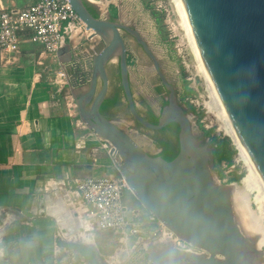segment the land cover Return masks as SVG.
Returning <instances> with one entry per match:
<instances>
[{"label":"water","instance_id":"95a60500","mask_svg":"<svg viewBox=\"0 0 264 264\" xmlns=\"http://www.w3.org/2000/svg\"><path fill=\"white\" fill-rule=\"evenodd\" d=\"M205 78L222 113L264 186V0H177ZM92 38L104 46L91 57L71 55L65 44L57 53L61 70L76 99L80 119L101 141L112 145L110 157L119 175L142 207L180 240L198 252L182 250L174 239H149L143 253L150 264H264L262 234L240 220L236 183L216 175L210 138L194 132L191 113L179 101L176 87L159 68V58L143 32L127 23L95 16L87 3L70 0ZM121 7L117 17L122 18ZM124 32L142 46L169 90L168 103L156 124L138 111L132 92V73ZM118 61L132 124L158 131L177 124L179 152L168 161L149 154L123 127L101 112L110 88L109 66ZM31 215V214H30ZM166 241V248L157 244ZM92 249L95 244L69 241Z\"/></svg>","mask_w":264,"mask_h":264},{"label":"crops","instance_id":"0c3cea01","mask_svg":"<svg viewBox=\"0 0 264 264\" xmlns=\"http://www.w3.org/2000/svg\"><path fill=\"white\" fill-rule=\"evenodd\" d=\"M2 1L13 8L31 0ZM100 3L103 12L117 7ZM65 44L64 59L90 56L78 31ZM41 52L26 40L19 54L0 53V264H90L60 244L74 240L95 244L102 264H149L140 259L149 239L99 231L87 216L75 180L120 175L104 142L70 115L66 89L52 83L58 56L39 64Z\"/></svg>","mask_w":264,"mask_h":264},{"label":"rangeland","instance_id":"374dc122","mask_svg":"<svg viewBox=\"0 0 264 264\" xmlns=\"http://www.w3.org/2000/svg\"><path fill=\"white\" fill-rule=\"evenodd\" d=\"M115 2L117 8L121 7L122 9L123 19L140 29L149 41L162 63L165 75L176 87L179 101L187 109L190 110V106L195 109L194 111L190 110L194 132L203 134L205 131H211V136H226L232 139L233 145L237 149L234 162L231 165H228L226 161L215 163L216 175L224 183L238 184L243 189V195L240 194V205L249 209L248 214L259 215V207L256 202L257 191L242 184V180L248 173V164L241 155L234 139L223 128L222 120L216 114L209 112L207 108V102L210 101L208 83L201 72L188 31L185 25H182L184 23L176 2L174 0H109V3ZM160 6H162L161 10L166 9V12H164L162 25L159 26L153 13L157 12L164 15L159 9ZM126 40L129 54L133 57L130 66L133 84L144 93L152 92L153 86L150 79L155 77V72L150 65L149 58L141 49L136 47L131 37L127 36ZM116 63L117 61H114L109 66L114 85H117L118 82L115 74ZM188 90L192 93L186 96ZM115 114L118 125L126 129L139 143L149 147L151 143L149 140L143 141L142 131L132 124L133 120L125 105ZM153 147L155 148L154 151L158 150L157 146ZM124 203L131 209L140 210L141 213L146 214L148 212L130 190L124 193ZM238 214L240 213L238 212ZM124 256L126 257V254ZM140 259L141 263L148 262V257L143 255Z\"/></svg>","mask_w":264,"mask_h":264},{"label":"built area","instance_id":"2783aa9c","mask_svg":"<svg viewBox=\"0 0 264 264\" xmlns=\"http://www.w3.org/2000/svg\"><path fill=\"white\" fill-rule=\"evenodd\" d=\"M161 8L162 6L159 9L165 16L166 9ZM71 30L78 31L86 40L93 37V31L86 29L70 0H31L22 7L13 8L4 5L0 0V53L19 54L22 43L28 40L42 47L38 61L42 64L43 58L47 56L57 58L65 36ZM52 83L66 89L65 100L70 115L76 118L77 126L87 128L79 117L78 104L62 70L57 73ZM103 147L110 154L112 145L104 142ZM75 184L80 200L87 207V216L95 221L99 231L117 234L124 239L137 236L146 239L171 238L174 239L176 247L182 250L199 251L180 240L148 212L145 214L127 207L124 193L130 189L121 176L80 178L75 180Z\"/></svg>","mask_w":264,"mask_h":264},{"label":"flooded vegetation","instance_id":"af4514ba","mask_svg":"<svg viewBox=\"0 0 264 264\" xmlns=\"http://www.w3.org/2000/svg\"><path fill=\"white\" fill-rule=\"evenodd\" d=\"M112 6H110V11H111V15H110V20L112 21H116V22H123V23H127L129 25H131L130 23H128L126 20L122 18H118L117 16H113V13H112V9H111ZM118 10V8H117ZM95 13L98 17H105L106 16V12H103L102 9H98L97 7H95ZM94 14V13H93ZM95 15V14H94ZM95 15V16H96ZM131 26H134V25H131ZM135 27V26H134ZM137 28V27H136ZM124 38L125 40L127 39V36L131 37L134 42H135V45L138 49H141L143 52V48L141 45H139L135 39L129 35L128 33L124 32ZM82 38V36H81ZM83 40H84V37H83ZM87 47L90 49V56L88 57H91L93 56L95 53L99 52L103 46H104V43L103 41L100 39V38H92L90 40H87ZM126 44H127V48H128V42L126 40ZM83 48V47H82ZM145 53V52H144ZM82 54V53H81ZM146 54V53H145ZM147 55V54H146ZM86 56V55H85ZM130 56L129 54V50H128V57ZM148 56V55H147ZM87 57V56H86ZM149 58V61H150V65L151 67L153 68L154 72H155V77H151V83H152V86H153V89H152V92H142L140 90H138L134 84H133V81H132V92H133V96H134V101H135V104L137 106V109L139 111V113L144 117L146 118L147 120H150L149 119V112L152 110L153 113L156 115V116H159L160 114V111L161 109L168 103V96L170 94L169 90L166 88V86L164 85V83L162 82L159 74H158V71L153 63V61L151 60V58L148 56ZM113 63V62H112ZM117 70L115 71V74L118 78V82H117V85H114L113 84V79H112V75H111V72L109 70V76H110V88H109V94H108V98L110 96H113L117 90H119L121 87H122V83H121V78H120V68H119V63L117 61ZM159 68L160 70L164 73L163 71V68H162V63L159 59ZM165 74V73H164ZM166 76V75H165ZM167 78V76H166ZM168 79V78H167ZM168 82L170 84H173L169 79H168ZM159 87H164L162 88V91L159 92L157 89ZM121 91V90H120ZM177 92V91H176ZM178 95V94H177ZM120 102L118 104H116L115 106L111 107L110 109V114L107 115L108 118H110L111 120L115 121L116 123L117 120H116V112L118 110L121 109L122 106H126L127 109H128V104L126 102V99H125V95H124V90H123V87H122V91L120 92ZM187 108V107H186ZM189 113H191V111L189 109H186ZM129 111V109H128ZM130 114V112H129ZM131 116V114H130ZM148 117V118H147ZM132 118V116H131ZM133 120V118H132ZM172 125V124H170ZM134 127H136L137 129L141 130L142 131V135L144 136L143 137V141H147L149 140V142L151 143L149 145V147H145L143 144H141L144 149L151 155L153 156H162V152H164L165 150H167V148L163 147L161 144H160V141L157 140V139H161L163 141H167L168 144H169V147H168V150L169 149H172L174 151V153H177V145L178 144V139L177 137L172 133V131L168 128L169 126H167L166 128L162 129V130H158V131H153V130H148V129H145L143 127H139L138 126V122H134ZM153 146H157L158 147V150L157 151H154L155 148ZM174 146V147H173ZM156 147V148H157ZM163 157V156H162ZM168 246V243L166 241H163V242H160L157 244V247L158 248H166ZM143 256L147 257L144 253L142 254ZM100 261V260H99ZM180 264H187V263H184V262H180Z\"/></svg>","mask_w":264,"mask_h":264},{"label":"trees","instance_id":"16d2710c","mask_svg":"<svg viewBox=\"0 0 264 264\" xmlns=\"http://www.w3.org/2000/svg\"><path fill=\"white\" fill-rule=\"evenodd\" d=\"M87 6H88L89 10L96 15L95 7L89 3H87ZM111 9H112L113 16H117V12H118L117 7L112 6ZM153 14H154V16L158 22V25L159 26L162 25V22L164 20V15L159 14L157 12H154ZM132 59H133L132 56L128 57V62L130 64V66L132 64ZM162 88H164V87H159L157 90L159 92H161ZM120 90L122 91V87L119 90H117V92L113 96H110L109 98H107L106 101L104 102V104L102 105L101 112L104 115H106V116L109 115L111 107L115 106L116 104H118L120 102V96H119L120 92H121ZM191 93L192 92L188 90V92L186 93V96H189ZM190 110L194 111L195 109L192 106H190ZM149 116H150L149 117L150 120H148V121H150L154 124H156L158 122L159 116H156L152 110L149 112ZM138 126L140 128L142 127V125L140 123H138ZM168 128L172 131V133L178 139V134L180 131L179 126L177 124H172V125H169ZM205 134L210 138V146L212 149V153H213L215 163L226 161L228 163V165L233 164L234 156L237 153V149H236L235 145H233L232 139L230 137H226V136L225 137H220L217 135L211 136V131H205ZM157 140L160 141V144L163 147L167 148V150H165L164 152L161 153L164 159L170 161L174 157H176V155L179 152V145H177V153H174V151L172 149L168 150L169 144L167 141H163L161 139H157ZM60 244L64 247L70 249V250H74V251L80 253L82 255V257L85 259V261L89 262L90 264H102L99 261V259L96 258L95 252L92 249H90L84 245H78V244L68 243V242H63V241H61Z\"/></svg>","mask_w":264,"mask_h":264},{"label":"bare ground","instance_id":"6f19581e","mask_svg":"<svg viewBox=\"0 0 264 264\" xmlns=\"http://www.w3.org/2000/svg\"><path fill=\"white\" fill-rule=\"evenodd\" d=\"M174 1L176 2L179 14L182 17V20H183V23H184L182 25H185V22H184L182 14H181L178 2H177V0H174ZM185 27H186V25H185ZM188 36H189V34H188ZM190 41H191V39H190ZM191 45H192L193 51L195 53V56L197 58V55H196V52H195V49L193 47L192 42H191ZM197 61H198V58H197ZM200 69H201V72L203 73L201 65H200ZM203 75H204V73H203ZM204 77H205V75H204ZM207 86H208V89H209V92H210V101L207 102L208 103L207 104V108H208L209 112L216 114V116L219 119L222 120L223 126H224V127L223 126L222 127L234 139V142L236 143L241 155L243 156V158L246 160V162L248 164V173H247L246 177L242 180V184H244L247 187H252V188H254L257 191L256 202H257L258 207H259V215H255L253 213H252L253 215H250V214H248V210L249 209L248 208L245 209L244 207H242L240 205V197H241L240 194L243 195V189L240 188V187H238L236 189V192H235V205H236V209L240 213V214H238L239 218H240L241 222L249 230L262 234V236H263L262 244L264 245V186L262 185V183L260 181V178L258 177V175L255 172V170L253 169L249 159L247 158L246 154L244 153V151H243L240 143L238 142L235 134L233 133V131L231 129V126L229 125L227 119L225 118L224 114L222 113V111L220 109V106H219V104H218V102H217V100L215 98V95H214L212 89L210 88L209 84ZM249 208H250V206H249Z\"/></svg>","mask_w":264,"mask_h":264}]
</instances>
